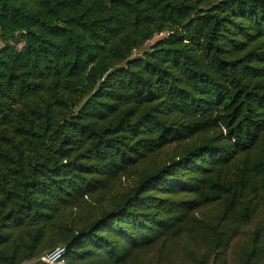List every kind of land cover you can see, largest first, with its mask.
<instances>
[{
  "label": "trees",
  "instance_id": "1",
  "mask_svg": "<svg viewBox=\"0 0 264 264\" xmlns=\"http://www.w3.org/2000/svg\"><path fill=\"white\" fill-rule=\"evenodd\" d=\"M57 247L263 263L264 0H0V264Z\"/></svg>",
  "mask_w": 264,
  "mask_h": 264
},
{
  "label": "rangeland",
  "instance_id": "2",
  "mask_svg": "<svg viewBox=\"0 0 264 264\" xmlns=\"http://www.w3.org/2000/svg\"><path fill=\"white\" fill-rule=\"evenodd\" d=\"M157 36H158V35H155V38H156ZM153 39H154V38H153ZM153 39L148 40L147 43H150ZM252 225H253V222H252V223H249V224H246V225L242 228V231H241L240 235H239L238 238H237V241H238V242L242 241V240L246 237L247 230H248L249 228H251ZM44 257H45V256H43L42 259L45 261ZM42 259H41V260H42ZM21 264H34V259L25 260V261H24L23 263H21ZM46 264H62V262H61L60 260L55 259V260H50V261L46 262ZM262 264H264V260H263V263H262Z\"/></svg>",
  "mask_w": 264,
  "mask_h": 264
},
{
  "label": "built area",
  "instance_id": "3",
  "mask_svg": "<svg viewBox=\"0 0 264 264\" xmlns=\"http://www.w3.org/2000/svg\"><path fill=\"white\" fill-rule=\"evenodd\" d=\"M62 249V247H57L53 249L51 252H49L45 257V261L55 260L58 255L60 254L59 250Z\"/></svg>",
  "mask_w": 264,
  "mask_h": 264
},
{
  "label": "water",
  "instance_id": "4",
  "mask_svg": "<svg viewBox=\"0 0 264 264\" xmlns=\"http://www.w3.org/2000/svg\"><path fill=\"white\" fill-rule=\"evenodd\" d=\"M61 251H62V249L59 250V252H61Z\"/></svg>",
  "mask_w": 264,
  "mask_h": 264
}]
</instances>
